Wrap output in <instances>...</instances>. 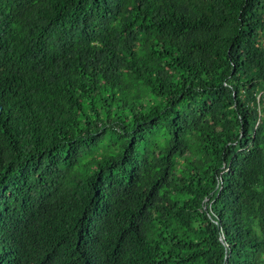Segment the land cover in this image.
I'll return each mask as SVG.
<instances>
[{
  "label": "trees",
  "instance_id": "1",
  "mask_svg": "<svg viewBox=\"0 0 264 264\" xmlns=\"http://www.w3.org/2000/svg\"><path fill=\"white\" fill-rule=\"evenodd\" d=\"M0 264H264V0H0Z\"/></svg>",
  "mask_w": 264,
  "mask_h": 264
}]
</instances>
